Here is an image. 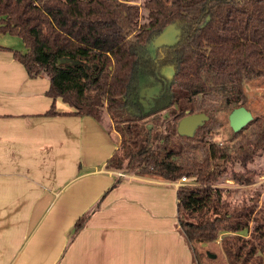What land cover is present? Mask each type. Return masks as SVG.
I'll use <instances>...</instances> for the list:
<instances>
[{"label": "trees", "instance_id": "obj_1", "mask_svg": "<svg viewBox=\"0 0 264 264\" xmlns=\"http://www.w3.org/2000/svg\"><path fill=\"white\" fill-rule=\"evenodd\" d=\"M143 8L141 21V8L130 0H0V34L24 45L3 48L30 78L51 81L47 95L80 116L111 122L120 141L108 169L195 179L176 193L178 225L196 257L197 244L219 240L228 264H264V191L220 186L227 178L252 186L264 172V115L234 132L251 129L232 148L204 142L199 149L193 142L214 112L244 105L247 82L264 78V0H148ZM169 24L177 43L155 46ZM66 57L81 64H58ZM168 66L172 77L162 73ZM139 73L162 84L158 95L151 84L132 97ZM194 113L208 118L193 135L179 134V118ZM47 114H56L54 104ZM98 208L75 222L72 235Z\"/></svg>", "mask_w": 264, "mask_h": 264}, {"label": "crops", "instance_id": "obj_2", "mask_svg": "<svg viewBox=\"0 0 264 264\" xmlns=\"http://www.w3.org/2000/svg\"><path fill=\"white\" fill-rule=\"evenodd\" d=\"M8 36L0 34V264H200L178 225V182L108 169L120 141L111 122L47 95L51 81L28 76L3 48L16 49Z\"/></svg>", "mask_w": 264, "mask_h": 264}, {"label": "rangeland", "instance_id": "obj_3", "mask_svg": "<svg viewBox=\"0 0 264 264\" xmlns=\"http://www.w3.org/2000/svg\"><path fill=\"white\" fill-rule=\"evenodd\" d=\"M145 1L148 0H130L131 3L137 4L141 8V21H143V17H146L147 10L143 8ZM2 38V37H1ZM9 42L11 45L15 46L16 49L24 50V45L22 41L17 36H8ZM137 88V87H136ZM136 88L133 92L132 97L134 98L136 93ZM244 90L246 92V99L244 102V107H246L253 116H262L264 115V78L252 79L245 84ZM202 101V98H199L197 102ZM215 103V102H214ZM235 110L231 107L224 108L219 110V112H214L210 118V120L205 123L203 129H201L198 133L197 140H193L194 144L199 146V149L203 146L204 142H213L217 144H223L224 146H228L230 148L234 147V145L238 142L237 140L242 136H250L251 129H246L241 135L236 136L231 125L229 124V115L232 111ZM202 114V113H195ZM165 117L169 116V112L165 111L163 113ZM180 121V118L179 120ZM148 126L152 129L153 126L147 120ZM115 130V128H114ZM187 184L194 185V178L188 177ZM220 186L227 187L230 189H245V190H255L262 188L264 191V172L260 173L257 181L254 185L248 187L237 186L233 180L227 178ZM264 194V192H263ZM197 252L200 253V257H196V259L201 261V264H228L224 252L222 251L221 245L219 243H209L206 245L197 244L196 245ZM210 254L212 257H210Z\"/></svg>", "mask_w": 264, "mask_h": 264}, {"label": "water", "instance_id": "obj_4", "mask_svg": "<svg viewBox=\"0 0 264 264\" xmlns=\"http://www.w3.org/2000/svg\"><path fill=\"white\" fill-rule=\"evenodd\" d=\"M177 30L173 25H167L166 28L154 39L155 46L157 47H167L173 46L177 43ZM70 63L73 65L81 64V61L73 60L71 58H61L58 60V64ZM173 66H168L162 73L167 77L173 76ZM138 83L136 88V93L134 98L142 97L144 95V89L146 86L155 84V88L151 90V94L158 95L162 89V84L155 81L153 77L145 76L142 73L138 74ZM208 117L205 113L202 114H187L185 117L180 119L178 122V133L181 135H193L196 128L203 123ZM253 119L252 113L244 106H239L229 115V124L234 132L243 129L248 123ZM212 257L210 254H208Z\"/></svg>", "mask_w": 264, "mask_h": 264}, {"label": "built area", "instance_id": "obj_5", "mask_svg": "<svg viewBox=\"0 0 264 264\" xmlns=\"http://www.w3.org/2000/svg\"><path fill=\"white\" fill-rule=\"evenodd\" d=\"M123 174V172H119V175H122ZM187 181H189L188 180V177H182L179 181H178V185H180V184H187Z\"/></svg>", "mask_w": 264, "mask_h": 264}]
</instances>
